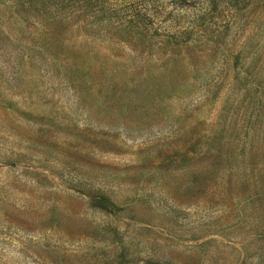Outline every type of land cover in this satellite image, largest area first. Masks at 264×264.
Returning a JSON list of instances; mask_svg holds the SVG:
<instances>
[{
    "label": "rangeland",
    "instance_id": "obj_1",
    "mask_svg": "<svg viewBox=\"0 0 264 264\" xmlns=\"http://www.w3.org/2000/svg\"><path fill=\"white\" fill-rule=\"evenodd\" d=\"M245 1L0 0V264H264Z\"/></svg>",
    "mask_w": 264,
    "mask_h": 264
},
{
    "label": "trees",
    "instance_id": "obj_2",
    "mask_svg": "<svg viewBox=\"0 0 264 264\" xmlns=\"http://www.w3.org/2000/svg\"><path fill=\"white\" fill-rule=\"evenodd\" d=\"M168 1V5L171 7V11L167 13L173 16L175 12L177 13H187L188 11H201L203 13L196 14L195 20H200L203 22L206 20V16L214 11L218 10L219 4L223 5L226 9L232 10L233 15H240L247 8L245 0H197L196 5H192L191 0H165ZM147 13V11H145ZM145 13V14H146ZM147 15V14H146ZM150 262H148L149 264Z\"/></svg>",
    "mask_w": 264,
    "mask_h": 264
}]
</instances>
